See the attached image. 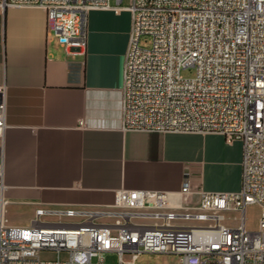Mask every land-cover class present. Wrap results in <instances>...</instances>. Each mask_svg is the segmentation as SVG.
<instances>
[{
	"label": "built area",
	"instance_id": "1",
	"mask_svg": "<svg viewBox=\"0 0 264 264\" xmlns=\"http://www.w3.org/2000/svg\"><path fill=\"white\" fill-rule=\"evenodd\" d=\"M39 7L66 50L87 45L93 9H128L132 28L121 90V128L216 132L243 146L238 191L121 188L112 203L41 207L29 226L0 217V264H136L142 253L173 264H264V0H3ZM194 67L193 77L182 70ZM6 84L0 85V140ZM4 154L0 153V193ZM260 204L257 229L246 210ZM236 211L237 225L226 221ZM193 221V222H190ZM196 221V222H194ZM44 253L53 257L44 258ZM115 255L116 261H108Z\"/></svg>",
	"mask_w": 264,
	"mask_h": 264
},
{
	"label": "crops",
	"instance_id": "2",
	"mask_svg": "<svg viewBox=\"0 0 264 264\" xmlns=\"http://www.w3.org/2000/svg\"><path fill=\"white\" fill-rule=\"evenodd\" d=\"M129 0H122L127 5ZM132 28L128 9H93L84 51L49 32L39 7L0 0V85L6 84L1 214L29 226L41 207L112 203L121 188L238 191L243 146L216 132L121 128V90Z\"/></svg>",
	"mask_w": 264,
	"mask_h": 264
},
{
	"label": "rangeland",
	"instance_id": "3",
	"mask_svg": "<svg viewBox=\"0 0 264 264\" xmlns=\"http://www.w3.org/2000/svg\"><path fill=\"white\" fill-rule=\"evenodd\" d=\"M196 74V69L194 67L186 68L182 70V75L184 77H193ZM262 206L260 204H250L247 206L246 210V220L247 227L249 229L255 230L259 226V220L262 212ZM226 221L231 225H237L238 219L235 216L238 215L236 211H226ZM193 222V221H190ZM196 222V221H194ZM44 258L53 257L50 253H44ZM108 261H116L117 257L115 255L109 256ZM178 256L162 254V253H142L136 261V264H173L177 263Z\"/></svg>",
	"mask_w": 264,
	"mask_h": 264
}]
</instances>
